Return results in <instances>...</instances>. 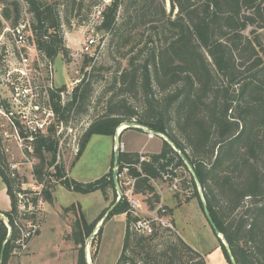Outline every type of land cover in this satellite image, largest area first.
Wrapping results in <instances>:
<instances>
[{
    "label": "trees",
    "instance_id": "1",
    "mask_svg": "<svg viewBox=\"0 0 264 264\" xmlns=\"http://www.w3.org/2000/svg\"><path fill=\"white\" fill-rule=\"evenodd\" d=\"M85 1H6L0 30L2 20L10 21L11 26L21 21L23 2L40 60L51 66L60 54L66 61L69 50L64 45L62 25L71 26ZM99 1L87 0V7ZM168 1L169 13L164 0H110L99 11L97 29L108 33L109 44L115 42L119 49L123 48L126 65L117 68L111 86L105 89V110L84 130L75 156L82 152L91 135L113 137L123 122L163 133L177 151L163 139L157 153L118 152L117 167L128 164L129 174L136 178L134 193L144 195L147 208L154 209L160 196L150 179H160L166 166H171L173 175L174 169L181 168L180 174L186 171L182 154L199 179L209 215L236 264H264V0ZM141 28L144 30L133 41ZM3 55L4 48L0 51V65ZM94 60L83 56V67L89 65V69L67 93L64 103L60 92L66 90L65 85L49 89L56 123H67L70 116L87 111ZM14 126L26 143L25 154L37 160L32 173L35 181L43 184L44 202H53L52 177L67 190L81 194L100 191L105 199L108 189H112L115 199L113 163L107 173L95 180L76 181L67 176L57 160L58 139L53 125L47 126L45 132L36 130L33 134L24 131L18 121ZM2 151L0 136V177L10 199V209L4 212L19 217L16 194L27 191L21 188ZM140 156L145 159L140 161ZM186 181L192 194L185 201L195 197L202 209L193 179L184 180V187ZM31 200L35 202L34 197ZM62 208L76 214L66 238L77 246L76 264H86L85 240L107 208L92 221L85 218L79 204ZM119 214H125V229L115 264H207L206 254L197 252L172 230L157 227L150 235L134 231L132 223L137 215L132 213L124 195L105 220ZM9 223V232L0 223L2 264L16 255L14 241L19 232L11 219ZM216 238L218 248L231 264L227 249ZM95 255L96 249L90 254L92 260Z\"/></svg>",
    "mask_w": 264,
    "mask_h": 264
},
{
    "label": "rangeland",
    "instance_id": "2",
    "mask_svg": "<svg viewBox=\"0 0 264 264\" xmlns=\"http://www.w3.org/2000/svg\"><path fill=\"white\" fill-rule=\"evenodd\" d=\"M6 1L10 0H0V3L5 5ZM43 1L49 2L51 0ZM109 1L100 0L97 5L88 8L86 0L80 15L73 19L71 26L62 25V36L64 45L69 50V57L65 61L58 54L51 66L40 60L27 26H25L27 29H24L26 43L22 51L26 52L31 64L25 70L18 63H10L11 61L13 62L12 57L18 54L17 47L12 41L10 32L8 30H0V33L3 32L0 37V51L2 48L5 49L0 65L1 149L10 168L15 170L17 179L21 182V188L24 190L31 191L36 186L32 168L34 163H37V160L25 154L26 143L19 136L18 130L14 126L15 121H18L21 128L29 132V134L35 132L32 129L33 127L43 128L45 126L44 130H42L45 132L47 126H54L59 149L57 160L62 163L69 178L79 182H90L111 169L114 156V138L112 136L104 134L91 135L82 152L77 157L75 156L84 130L93 119L105 110L104 105L107 98V94L104 92L105 89L111 86L117 68L120 69L126 65V59L122 56L123 48L119 49L115 42L109 44L108 33L97 29L99 11ZM21 8L20 23L28 24L30 15L25 10L23 2H21ZM164 8L166 13H169L170 5L168 0H164ZM2 24L3 29L12 27L10 21L2 20ZM141 30L144 29L137 30L133 41L139 38ZM249 30L247 29L245 33L248 34ZM90 35L96 38L99 45L94 55V72L89 76L92 92L89 101L85 105V110L87 111L70 116L67 123H56L54 113L50 108L48 91L50 88H56L61 85L70 88L72 85L75 86V80L82 79L85 69L88 70L89 65L83 67V55L79 54V48L82 42ZM262 37L264 40V30H262ZM14 68L24 70L26 75H19L18 77V73L14 71ZM66 98L67 94L61 99L65 101ZM35 105L38 106V111L35 110ZM162 144L163 139L161 137L154 135L152 138H148L147 132L137 128H128L119 136V146L122 145L123 150L141 148V150L145 151H159ZM180 177L183 178L184 175ZM50 181L54 184L53 196L54 204L56 205L47 202L43 204L39 228V234L41 233L42 235L38 237V234L33 238L32 242L35 241V244L31 242L27 251L19 255H12L8 261L34 262L35 264L36 262L44 264H76L77 246L71 239L66 238V235L71 231V224L76 214L71 211L66 212L62 207L69 206L71 203L80 204L85 218L88 221H92L105 208H108L113 200L117 199L116 190L114 199L113 190L108 189L107 199L103 197L104 202L102 204L101 197L103 195L100 191L81 194L67 190L58 184L54 177ZM153 184L156 192L160 195V201L163 199L161 205H165L169 210V217L174 227L173 232L179 235L173 220H176L182 226L196 227L198 231H200L199 227L201 225L204 228H209L208 226L210 225L197 199L198 204L192 203L193 205L189 203L191 198L185 201L186 197L192 194L191 186L188 187L189 189L187 188L188 193L185 190L174 193L169 189L168 182L156 180ZM134 198L141 203V209L137 211V214L140 216L146 215L145 196L134 194ZM169 198L171 203H168ZM142 209L144 210L143 212ZM189 217L193 222H185ZM124 229L125 216L114 215L105 220L100 237H97L95 233L87 243L90 254L96 249L95 258L91 259L93 264L116 263L122 246ZM211 241L206 239L209 244ZM203 243L206 244L205 239ZM209 244L206 245L209 246Z\"/></svg>",
    "mask_w": 264,
    "mask_h": 264
},
{
    "label": "built area",
    "instance_id": "3",
    "mask_svg": "<svg viewBox=\"0 0 264 264\" xmlns=\"http://www.w3.org/2000/svg\"><path fill=\"white\" fill-rule=\"evenodd\" d=\"M3 5L0 3V19H1V12H2ZM29 28V23H18L15 26H12L11 28H4L2 31L8 30L10 32V36L12 38V41L15 43L17 47L18 54H15L12 57L13 62L10 63H18L21 67H24L26 70L29 65L31 64V60L26 54V52L22 51V48L25 46L26 43V37L24 34V29ZM26 28V29H27ZM3 32L0 33V37L2 36ZM99 43L97 42L96 38L92 35L88 36L80 45L79 48V54L87 55L89 57H93L96 54V50L98 48ZM5 51V49H4ZM14 71L19 77L25 76L26 73L24 70H18L14 68ZM80 80H75L74 85H76ZM72 87L67 88L65 91L60 92V97L63 99L64 95L69 93ZM61 99V102L64 103V101ZM35 110H39L38 106H34ZM43 126V125H42ZM41 126V127H42ZM45 126L43 128H35L32 129L34 131L36 130H44ZM31 133V132H30ZM148 133V138H152L154 135L151 132ZM30 138V137H29ZM120 147V148H119ZM119 151H123V146H118ZM144 156H140V161L144 160ZM137 169H139L138 166H136ZM181 168L178 170L174 169L175 175L171 173V166H166L164 170L160 173L161 177L160 179H150L151 183L153 184L156 180H161L168 182L169 189L176 193L180 192V190H185L186 193H188L187 188L190 186L189 183L186 181V187L183 185L184 180H189L191 176L189 175L188 171L184 170L183 173L180 174ZM184 175V177H180ZM115 178L118 183L119 190L121 192V195H124L131 207L132 213L134 215H137V219L132 223V229L140 234L143 235H150L153 233L155 228H164L167 230H174V227L172 225L171 219L169 217V210L165 205H161V201L156 205L154 209H148L146 215L140 216L137 214V211H139L141 208V203L137 201L134 198V183L136 178L129 174V165L125 164L122 165L120 168L117 166L115 167ZM154 185V184H153ZM43 188V184H39L36 182V186L33 188L34 190L27 192H19L16 194L17 196V210L19 213V217H15L14 214L6 213L4 211H0V223H3L6 227L8 232L10 231V223L9 220H12L13 226L18 230L19 235L15 239V254L19 255L24 253L28 250L33 238L37 236L40 228V220L42 217H40L42 213V207L44 204V200L41 196V190ZM124 189V190H123ZM189 189V188H188ZM158 193V192H157ZM161 193V192H160ZM159 194V193H158ZM160 196V195H159ZM35 198V202H32L31 198ZM27 216H31V218H27Z\"/></svg>",
    "mask_w": 264,
    "mask_h": 264
},
{
    "label": "crops",
    "instance_id": "4",
    "mask_svg": "<svg viewBox=\"0 0 264 264\" xmlns=\"http://www.w3.org/2000/svg\"><path fill=\"white\" fill-rule=\"evenodd\" d=\"M126 151H130V152L136 151V152H140V153H142V152H144V153H157L160 150L159 151H145V150H141V148H140V149H126ZM196 199L197 198H195V197L191 198L189 200V203L191 205H193L192 203L196 204L198 201V200L196 201ZM101 201L103 204V202H104L103 196L101 197ZM170 201L171 200L169 198L168 203H171ZM54 203H55V201H54V196H53L52 204H54ZM6 205H7V208H6ZM54 205H56V204H54ZM64 207H66V206H64ZM9 209H10V199H9L8 194H7L5 184L3 183V181L1 180V177H0V211H8ZM143 211L144 210L142 209V212ZM117 216H125V214H119ZM173 221H174L175 227L177 226L176 231L178 232L179 236L186 243H188L193 249H195L197 252H200L202 254H206L205 259H206L207 264H227L223 254H222V251L218 248V241H217V238L215 236V233H213V230L211 229V226H208L209 227L208 229H211L208 231L207 228H204L203 225H201L202 227L200 226L199 227L200 231H198V230H196L197 229L196 227L190 228L189 225L182 226L179 223H177L176 220H173ZM189 221H192V219L190 217H189V219L187 218L185 220V222H189ZM41 235L42 234L40 233L38 237H40ZM202 239L203 240L205 239L206 244H209L206 242V239H209V241H211V240L212 241L210 242V244L208 246V245L203 243ZM32 243L35 244V241H33ZM31 250H33V248H31ZM33 263L34 262H23V261L15 262L12 260L7 262V264H33ZM36 264H44V263H37L36 262Z\"/></svg>",
    "mask_w": 264,
    "mask_h": 264
},
{
    "label": "water",
    "instance_id": "5",
    "mask_svg": "<svg viewBox=\"0 0 264 264\" xmlns=\"http://www.w3.org/2000/svg\"><path fill=\"white\" fill-rule=\"evenodd\" d=\"M121 125H124V127L122 129H119V126H118L116 128L114 136H113V138H114V156H113V167H112V180H113V184H114V187H115V190H116V193H117V199L107 208V210L105 211L103 217L95 225L94 231H92V233L85 240L84 259L86 261V264H93L92 261H91L90 253H89L88 248H87V243L89 242V239L92 238L93 235L97 232L99 227L103 224L106 216L109 214V212L113 209V207L116 205V203L121 198V192L119 190L118 183H117V180L115 178V167L117 166V160H118L119 136H120L122 130H124L125 128H137V129H142L145 132H151L153 135L159 136L162 139L166 140L177 151V149L172 144V142L169 139H167L163 133L146 129V128H144V127H142V126H140V125H138V124H136L134 122H125V123H123ZM181 159L183 160V163L186 166V169H187L189 175L193 179V181H194V183H195V185H196V187H197V189L199 191L200 199H201V202H202L203 214H204L205 218L207 219L209 225L211 226V228L214 231V233L216 234V236L222 241V243L224 244L225 248L227 249L231 264H236L232 254H231V252L229 250V247H228V244H227L226 240L223 238L222 234L219 232V230L217 229V227L215 226L214 222L212 221V219H211V217L209 215L207 206L205 204V200H204L202 192H201L199 179L197 178V176H196L192 166L190 165V163L186 160V158L182 154H181ZM0 264H2V258L1 257H0Z\"/></svg>",
    "mask_w": 264,
    "mask_h": 264
},
{
    "label": "bare ground",
    "instance_id": "6",
    "mask_svg": "<svg viewBox=\"0 0 264 264\" xmlns=\"http://www.w3.org/2000/svg\"><path fill=\"white\" fill-rule=\"evenodd\" d=\"M124 127V125H121V126H119V129H122Z\"/></svg>",
    "mask_w": 264,
    "mask_h": 264
}]
</instances>
